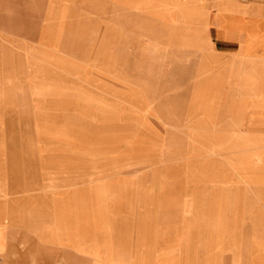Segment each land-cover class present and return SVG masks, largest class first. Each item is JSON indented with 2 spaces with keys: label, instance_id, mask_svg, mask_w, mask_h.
Here are the masks:
<instances>
[{
  "label": "rangeland",
  "instance_id": "rangeland-1",
  "mask_svg": "<svg viewBox=\"0 0 264 264\" xmlns=\"http://www.w3.org/2000/svg\"><path fill=\"white\" fill-rule=\"evenodd\" d=\"M225 1L0 0V264H264V44L217 57Z\"/></svg>",
  "mask_w": 264,
  "mask_h": 264
},
{
  "label": "crops",
  "instance_id": "crops-1",
  "mask_svg": "<svg viewBox=\"0 0 264 264\" xmlns=\"http://www.w3.org/2000/svg\"><path fill=\"white\" fill-rule=\"evenodd\" d=\"M241 2H248L250 5L243 6L237 0H226L223 4L224 15L220 16L215 27L210 29V39L214 48L219 51V55H222L217 56L220 59L229 58L233 61L244 58L252 40L264 44V0H241ZM251 19L259 20V24L262 25L253 28ZM210 22L211 17L209 24ZM255 34L257 39L254 38Z\"/></svg>",
  "mask_w": 264,
  "mask_h": 264
}]
</instances>
